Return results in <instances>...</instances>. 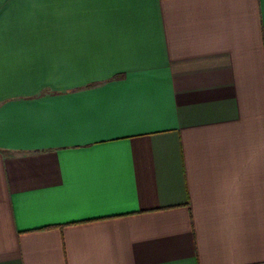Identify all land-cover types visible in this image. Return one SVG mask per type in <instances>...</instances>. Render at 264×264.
<instances>
[{
  "label": "crops",
  "instance_id": "0c3cea01",
  "mask_svg": "<svg viewBox=\"0 0 264 264\" xmlns=\"http://www.w3.org/2000/svg\"><path fill=\"white\" fill-rule=\"evenodd\" d=\"M0 264H264V0H0Z\"/></svg>",
  "mask_w": 264,
  "mask_h": 264
}]
</instances>
